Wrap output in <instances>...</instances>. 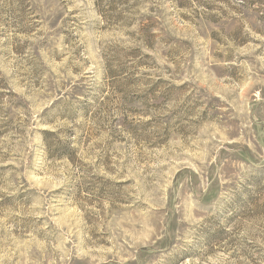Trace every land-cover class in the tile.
<instances>
[{
	"label": "rangeland",
	"instance_id": "rangeland-1",
	"mask_svg": "<svg viewBox=\"0 0 264 264\" xmlns=\"http://www.w3.org/2000/svg\"><path fill=\"white\" fill-rule=\"evenodd\" d=\"M0 264H264V0H0Z\"/></svg>",
	"mask_w": 264,
	"mask_h": 264
}]
</instances>
